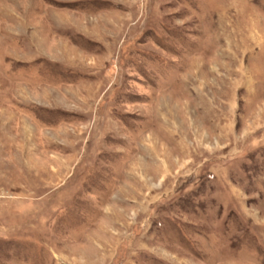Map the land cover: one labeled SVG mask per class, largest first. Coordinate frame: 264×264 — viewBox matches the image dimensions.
<instances>
[{"label":"rangeland","instance_id":"1","mask_svg":"<svg viewBox=\"0 0 264 264\" xmlns=\"http://www.w3.org/2000/svg\"><path fill=\"white\" fill-rule=\"evenodd\" d=\"M0 264H264V0H0Z\"/></svg>","mask_w":264,"mask_h":264}]
</instances>
